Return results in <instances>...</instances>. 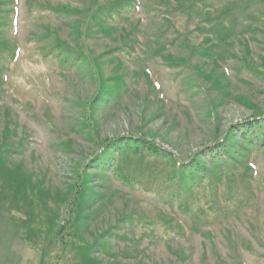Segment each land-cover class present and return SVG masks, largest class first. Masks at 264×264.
<instances>
[{
    "label": "rangeland",
    "instance_id": "1",
    "mask_svg": "<svg viewBox=\"0 0 264 264\" xmlns=\"http://www.w3.org/2000/svg\"><path fill=\"white\" fill-rule=\"evenodd\" d=\"M259 113L264 0H0V264H264L263 131L192 189L90 162L136 134L187 159Z\"/></svg>",
    "mask_w": 264,
    "mask_h": 264
},
{
    "label": "trees",
    "instance_id": "2",
    "mask_svg": "<svg viewBox=\"0 0 264 264\" xmlns=\"http://www.w3.org/2000/svg\"><path fill=\"white\" fill-rule=\"evenodd\" d=\"M59 47L60 45L55 48L58 49ZM80 53L81 54L77 55L78 57L84 56L83 54L85 52L83 50V52L80 51ZM237 126L240 131L239 134L236 135V133H232L231 131L222 138H215L212 143L191 153L187 159L176 156L169 149L164 148L144 135L136 134L134 136H118L105 140L104 143L100 145V149L94 153L90 162L94 163L93 165L98 169V173H101L104 172L105 168L108 166L114 167L115 165H118L119 171L123 170L121 161L124 154H136L140 159L145 156H154L157 159L163 160L166 165L165 180L169 184V188L178 189L179 187H186L187 189H192L193 179H199L204 174L213 172L214 170L216 171L218 168L221 169L222 163L229 162L230 159L234 160V163L231 161V163H228L232 166L235 165V161H239L234 151V149H238V145L236 146V143H238L237 139L241 138L239 142L240 148L245 151L248 150L249 147L242 144V139H246L245 142L248 143L249 141L250 144L260 131L264 132V114H255L245 123L237 124ZM2 177H4V179H2ZM2 177L0 180L6 182L10 189L12 188L13 191L11 193H13L15 187L18 185L16 183L17 181H15L13 177H5L4 171L2 172ZM88 178L89 177L85 175H81L80 179H77L75 185L72 186L70 197L67 200V217L63 223L58 226L56 232L59 237H64L63 232L66 230L68 231L66 232L68 236L73 235L74 231L77 229V222L84 218L80 209L82 207L85 188L88 186ZM172 185L176 187H172ZM4 198L9 199V195L6 194ZM10 198L13 199V194ZM78 241L81 242L84 247L88 246L80 237Z\"/></svg>",
    "mask_w": 264,
    "mask_h": 264
}]
</instances>
